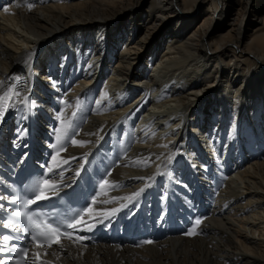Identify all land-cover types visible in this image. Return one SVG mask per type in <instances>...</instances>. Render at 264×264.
<instances>
[{
  "label": "bare ground",
  "instance_id": "obj_1",
  "mask_svg": "<svg viewBox=\"0 0 264 264\" xmlns=\"http://www.w3.org/2000/svg\"><path fill=\"white\" fill-rule=\"evenodd\" d=\"M143 1L0 0V95L21 93L0 145L56 139L57 114L78 111L90 143H63L57 162L77 158L64 183L86 152L104 176L114 160L87 218L146 198L189 213L151 244L35 251L42 264H264V0Z\"/></svg>",
  "mask_w": 264,
  "mask_h": 264
},
{
  "label": "snow or ice",
  "instance_id": "obj_2",
  "mask_svg": "<svg viewBox=\"0 0 264 264\" xmlns=\"http://www.w3.org/2000/svg\"><path fill=\"white\" fill-rule=\"evenodd\" d=\"M4 11L7 12L9 11V9L4 8ZM2 83L3 82H0V84ZM16 88L17 86L13 84L10 88H8L7 91L3 92V95H0V119L4 117L5 112L10 107H15V101L12 98L21 96V93L17 91ZM20 103L28 106V97L24 96L20 100ZM97 103H99V101ZM77 109H79V105H77ZM77 115L78 111H73L72 116L66 118H62L63 113L57 114V118L61 120V124L59 128L55 129L56 143L50 145V147L58 149V151L55 155H52L51 162L48 163L44 174L35 181L34 189H28L27 195L29 198L24 199L23 197L17 194H13L11 196L0 195V200H8L10 204H19V210L12 211L10 213V217L20 218L19 220H13L12 218H9L7 220L0 219V228L9 230V234L0 235V253L22 252L23 259H29V249L17 247V245L13 241L21 239V237L12 233L22 231L24 234L30 236V239L32 241H35L38 247H42L45 243L49 248H51L53 244L60 245L61 247H63L61 237L67 238L73 243L86 239V237L78 236L76 237V240H73V234L71 232L62 230L63 228L66 227L67 229L77 230L82 226L83 230L91 231V229L95 226L94 224H88L87 222H85L84 219L85 214L91 212V205H89V207L86 208L84 212L78 214V219L73 218L72 222H69L66 225L56 226H54L53 222H48L44 219H40L39 213L28 211L29 206L31 205L37 204L40 201L50 200L53 197H58L60 195L62 187H71L70 184L64 183V173L68 170L64 166L69 165L72 161H75L77 158L69 157L67 159H61L60 162H57V159L59 157L60 152L66 151V148L62 146L65 140H70V143L72 145L79 147H83L85 144L90 143L89 141L76 139V136L79 133L75 132V128L77 127V125L73 121L75 120ZM98 139H102V137H98ZM88 156L89 153L87 152L83 154V162H81L78 168L75 170V177H79L81 174V170L85 168ZM41 167L44 168L45 166L42 165ZM54 176L58 178H52ZM106 185H109V181L105 178L101 181V188ZM138 195L139 193H134L133 197ZM95 202L96 200L95 198H93V203ZM107 202L108 201H105V203ZM121 207H125V205H121ZM0 210L6 211V209H4L3 204H0ZM116 211H119V209L114 208L107 215H111ZM97 222L102 223V221ZM200 224L201 220L197 219L195 221V225L198 226ZM198 234L199 233L197 232L195 227L185 233V235L188 236H195ZM143 243L151 244L153 242L144 241ZM37 257L39 258V254H37ZM0 264H9V258H0Z\"/></svg>",
  "mask_w": 264,
  "mask_h": 264
},
{
  "label": "rangeland",
  "instance_id": "obj_3",
  "mask_svg": "<svg viewBox=\"0 0 264 264\" xmlns=\"http://www.w3.org/2000/svg\"><path fill=\"white\" fill-rule=\"evenodd\" d=\"M146 1V2H145ZM149 1V0H148ZM147 5H148V2H147V0H144L141 4H140V7L142 8V9H144V8H146L147 7ZM144 7V8H143ZM130 15V14H129ZM159 28L161 29L162 28V25L161 26H159ZM247 34V33H246ZM151 43L148 41L145 45H144V48H142L141 49V51L144 53V52H146V50H147V48L149 47V45H150ZM71 57V56H70ZM162 91V90H161ZM160 91V92H161ZM156 98H158V97H156ZM232 129H234L233 127L231 128V130Z\"/></svg>",
  "mask_w": 264,
  "mask_h": 264
}]
</instances>
